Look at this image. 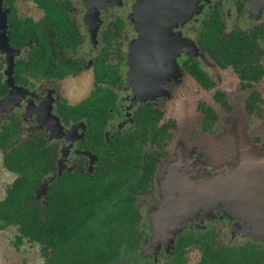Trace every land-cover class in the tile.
<instances>
[{
  "label": "flooded vegetation",
  "instance_id": "af4514ba",
  "mask_svg": "<svg viewBox=\"0 0 264 264\" xmlns=\"http://www.w3.org/2000/svg\"><path fill=\"white\" fill-rule=\"evenodd\" d=\"M163 3L0 0V201L19 148L39 209L50 187L60 203L113 185L135 247L111 264L140 254L159 206L182 226L161 264H264V0Z\"/></svg>",
  "mask_w": 264,
  "mask_h": 264
},
{
  "label": "trees",
  "instance_id": "16d2710c",
  "mask_svg": "<svg viewBox=\"0 0 264 264\" xmlns=\"http://www.w3.org/2000/svg\"><path fill=\"white\" fill-rule=\"evenodd\" d=\"M19 153L18 148L5 160L18 177L0 201V230L15 228V248L23 241L37 245L44 264H111L122 242L128 248L135 247L134 241L120 240L135 231L115 222L121 219L122 208L109 203L113 200L112 184L105 191L96 187L73 196L66 193L60 203L54 202L50 187L42 209L24 203L37 184L39 166L35 160H22Z\"/></svg>",
  "mask_w": 264,
  "mask_h": 264
},
{
  "label": "rangeland",
  "instance_id": "374dc122",
  "mask_svg": "<svg viewBox=\"0 0 264 264\" xmlns=\"http://www.w3.org/2000/svg\"><path fill=\"white\" fill-rule=\"evenodd\" d=\"M3 14L4 12L0 9V16ZM0 54L8 57L7 52L2 46H0ZM235 120L234 130L240 139L245 141L244 147H248V145H246L247 139L243 130L242 119L236 115ZM71 132L72 129L68 131V133ZM48 139L52 140L53 138L50 135ZM67 144L68 143H65L63 145L65 146V152H67ZM236 177L237 176H234L229 179L225 185L231 189L240 188L241 183ZM7 181L8 179L0 174V190H3V188L7 186ZM193 195L187 194L182 190L174 191L171 192V201L174 203H182L187 199L196 200V198L191 197ZM35 198L37 201L39 199V194H36ZM164 220L170 222L164 225L162 223ZM193 226L198 227V222H194ZM140 228L147 234V236H149V239L143 243L140 254L121 253L120 260L117 264H161V260L163 259L161 255L167 251L166 245L170 243L177 230L182 229V226L173 223V219H170L169 216H167L164 206H159L157 209L155 208L154 211L150 213L148 212L146 221L140 226ZM15 234L16 232L12 227L0 231V264H43V259L41 258L36 245L22 242L17 248L14 247L13 238ZM156 244L161 246H155Z\"/></svg>",
  "mask_w": 264,
  "mask_h": 264
},
{
  "label": "water",
  "instance_id": "95a60500",
  "mask_svg": "<svg viewBox=\"0 0 264 264\" xmlns=\"http://www.w3.org/2000/svg\"><path fill=\"white\" fill-rule=\"evenodd\" d=\"M162 2H164L165 0H160ZM148 2V4L151 2V0H146V3Z\"/></svg>",
  "mask_w": 264,
  "mask_h": 264
},
{
  "label": "bare ground",
  "instance_id": "6f19581e",
  "mask_svg": "<svg viewBox=\"0 0 264 264\" xmlns=\"http://www.w3.org/2000/svg\"><path fill=\"white\" fill-rule=\"evenodd\" d=\"M161 5H162V7H164V6H165V3H163V2H162V4H161Z\"/></svg>",
  "mask_w": 264,
  "mask_h": 264
}]
</instances>
